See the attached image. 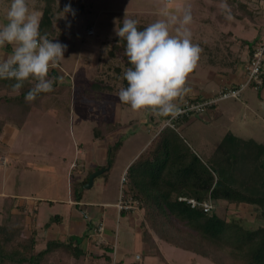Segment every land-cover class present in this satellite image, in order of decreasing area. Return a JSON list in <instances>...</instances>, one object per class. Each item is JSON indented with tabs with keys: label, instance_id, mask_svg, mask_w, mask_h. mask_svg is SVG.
Instances as JSON below:
<instances>
[{
	"label": "crops",
	"instance_id": "crops-1",
	"mask_svg": "<svg viewBox=\"0 0 264 264\" xmlns=\"http://www.w3.org/2000/svg\"><path fill=\"white\" fill-rule=\"evenodd\" d=\"M175 1L173 10L176 7H190L193 17L188 26L191 39L202 49L198 66L188 78L187 86L191 92L184 99L208 98L226 86L242 83L250 59L249 47L264 28V0ZM222 3H226V9L220 7ZM140 16L146 17L139 15L138 18ZM5 17L6 14H0V18ZM100 40L87 42L86 45L96 58L94 62L78 63V70L74 74L67 70L66 73L62 66L55 68L59 85L70 88L68 109L64 107V95L60 98L57 95L56 100L61 99L60 103L54 100L57 105L35 106L26 114L20 126H3L0 136V225L5 221L20 219L22 236L29 238L34 234L37 250L51 241L64 242L83 236L79 247L85 264H155L160 259L142 240L139 228L142 210L136 206L130 212H118L116 204L122 173L150 144L163 117L145 113L131 118L130 105L121 103L118 93L121 88L127 87L124 73L132 66L119 58L120 50L115 52V47L121 42L119 37L114 35L111 41L106 38L104 43ZM10 52L11 46L0 49V55ZM67 76L80 79L78 84L83 78V82L89 81L91 94L88 98L103 102V105H90L85 110H77L81 106L77 107L76 101L86 105L84 102L87 98L81 97L75 101ZM252 90L260 98V111L256 108L255 94L245 96L243 91L241 97L232 103L221 102L202 116L179 121L178 131L175 132L201 161H206L210 156L211 141L218 139L219 143L226 134L260 143L264 140L261 138L264 131V87L260 91ZM3 93L0 92V95ZM49 100V97L45 98L47 103ZM60 107L64 109L60 110ZM248 111L256 117L255 122L259 119L258 125L250 124L241 117V112ZM60 113L62 117H58ZM92 114L104 119L92 126L90 131L86 120L75 121L76 117H91ZM47 118L52 121L47 122ZM51 123L54 127L46 128ZM58 123L66 125L67 131H61ZM103 125L113 126L104 137L94 138V129ZM90 134L89 138L87 135ZM40 135L46 139L44 145L38 143ZM119 135H123V138ZM63 136L72 137V154L69 146L61 145ZM117 142L120 145L108 165V147ZM25 164L28 165L24 167L25 170L34 169L29 171L31 177L18 185L15 183L20 169L18 165ZM73 164L76 166L73 167ZM99 170L104 171L93 179L89 188H85L89 176ZM41 182L42 188L39 186ZM26 186L33 190H23ZM76 194L79 200L74 197ZM99 224L104 226V232L101 236H92L93 229ZM121 235L122 245L131 239L133 248L139 249L141 254L128 257V248L120 243ZM152 241L160 252L156 238L152 237ZM105 247L110 251H105ZM96 255L99 258H95ZM191 256L192 261H196V255ZM81 257L78 259L81 260Z\"/></svg>",
	"mask_w": 264,
	"mask_h": 264
},
{
	"label": "trees",
	"instance_id": "trees-1",
	"mask_svg": "<svg viewBox=\"0 0 264 264\" xmlns=\"http://www.w3.org/2000/svg\"><path fill=\"white\" fill-rule=\"evenodd\" d=\"M44 1L50 4L55 0ZM136 18L139 30L148 26L146 17ZM52 22L50 7L46 6L41 12L40 32L41 35L47 34L48 39L54 33ZM117 26H122V22ZM258 38L249 47L250 57ZM120 41L115 52L120 50L119 58L130 64L125 55L126 41ZM48 77L55 78L54 90L40 93L32 102H27L25 95L35 81L25 82L19 92H16L12 89L14 80L0 79V91H4L0 95V136L4 125L20 126L32 108L51 103L57 105L54 101L57 95L58 98L64 95V107L68 109L70 88L59 85L55 68L49 71ZM46 97L50 99L48 103L45 101ZM60 100L56 101L60 103ZM3 106L7 107V111L1 108ZM64 107H60V110ZM58 117H62V113ZM112 126L103 125L94 129V138L104 137ZM119 145L117 142L108 147V165L111 164ZM125 189L126 194L137 203V208L142 210L143 220L161 242L207 259L212 264L215 262L211 255L219 253L222 243H247L250 249L233 258L232 263L264 264V143L226 134L208 159L201 161L175 131L164 128L154 135L150 144L127 168ZM74 197L76 200L80 198L77 194ZM178 198L199 202L210 200L214 204L224 201L227 204L253 205L258 209L260 225L246 229L234 221L218 217L213 212L214 204L213 209L205 213L198 208H191ZM177 224L189 229L184 232L185 239L194 244V247L184 248L178 241L179 235L174 234L178 229ZM83 238L73 237L64 242L51 241L37 250L34 234L29 238L22 237L20 219L5 221L0 225V264H62L64 259H78L83 254L79 247ZM142 240L148 246H154L149 231L143 232ZM197 241L204 245L199 246ZM104 250L110 251V248L105 247ZM155 250L156 255L162 258L157 246Z\"/></svg>",
	"mask_w": 264,
	"mask_h": 264
},
{
	"label": "clouds",
	"instance_id": "clouds-1",
	"mask_svg": "<svg viewBox=\"0 0 264 264\" xmlns=\"http://www.w3.org/2000/svg\"><path fill=\"white\" fill-rule=\"evenodd\" d=\"M220 7L226 9L227 5ZM63 12L75 15L71 4L65 5ZM159 15L161 19L143 30L138 29L137 20L126 16L122 26L114 29L115 35L126 41L125 55L132 65L124 73L127 87L121 88L118 99L134 112L174 119L191 92L188 78L198 66L202 49L191 39L190 7L173 10L165 4ZM40 21L41 14L30 11L27 0H11L6 23L0 25V49L11 46L10 54L0 55V79L14 80L12 89L16 92L25 82L35 81L25 95L27 102L54 90L55 78H49L48 73L64 58L67 48L49 40L47 34L41 35Z\"/></svg>",
	"mask_w": 264,
	"mask_h": 264
},
{
	"label": "rangeland",
	"instance_id": "rangeland-1",
	"mask_svg": "<svg viewBox=\"0 0 264 264\" xmlns=\"http://www.w3.org/2000/svg\"><path fill=\"white\" fill-rule=\"evenodd\" d=\"M10 2L11 0H0V14L1 15L3 13L6 14L8 10V5H10ZM174 3H176L175 0H172L171 2H168V3L164 2V0H55L54 2L47 4L44 0H27V4L29 6L30 11H36L41 14L42 10L46 6L50 7V11L52 13V21H53L52 29H54V33L53 35H51V38L49 40L54 41V42L58 41L67 46L66 51L64 52V58L60 59L57 66L58 67L62 66L63 68H65V70L64 69L63 70L65 72L67 70L70 74L72 73L74 74V72L78 70V63L85 64L86 62V64H88L90 60L93 62H94V59L96 60L93 53L89 50L90 48L86 47V45H88V43L91 41L100 40V39H102L100 41L104 43L105 41L104 39L106 38L108 39V41H111L113 36L115 35L114 29L117 27L119 22L123 21L125 16L129 19H135V20H137L136 17L139 15L146 16L147 21H148L147 25H149L150 23L155 22L157 19L162 18L159 15V11L161 7L167 4L169 8L173 9ZM67 4H71V8L75 11V15H73L71 12L69 13L63 12L64 7ZM5 23H6V17L0 18V25H3ZM90 28L93 29L94 36L86 35L87 31ZM103 48L104 47L102 45V49ZM89 57H93V58L90 59ZM83 79H82V82H83ZM68 80H69V84L72 87V92L75 95L74 96L75 101L77 99H80L81 97L87 98L86 101L84 102L86 105L81 104L83 102L79 103L76 101L77 107L78 105L81 106V107H78L77 110H83V109L85 110L87 106H90V105L92 107L103 105V102L98 103L88 98V96H90L91 94L89 81H86L83 83L81 82V84H78L77 82H80L81 80L73 76L72 78L68 77ZM74 80L76 81V83ZM116 88L119 89L120 86H116ZM243 91L244 93L243 92L242 93L245 96L248 94L251 96L252 94H255V99L257 101L256 108L260 111L262 108V105L260 103L259 96L256 93H254L252 88L250 87L244 89ZM234 100H237V99H229V100H225L222 102L232 103ZM1 108L7 111L6 106H3ZM129 109L131 110V108ZM240 109H242L241 106H240ZM131 112H132L131 118L142 116V114H145V113L151 115V113H148L145 111L134 112L131 110ZM240 115L242 118H245L246 121H248V123L251 124V122H253V123H256V125H258L259 119L257 122H255L256 117H254V115H252L249 111L246 113L241 112ZM103 119L104 118L98 119L97 117H95V114H92L91 117L89 116H86L85 118L76 117L75 121L86 120L87 121L86 125L88 126V130L90 131V128L92 126L97 125ZM32 120L33 119L31 118L30 123ZM46 120L47 122L48 120L52 121L51 118H47ZM137 123L138 122H136L133 126H135ZM161 123H162V120L159 124V127L161 126ZM50 127H54L52 123L47 125L46 128H50ZM57 127L61 129V131H64V132L67 131L66 125L58 123ZM62 135L59 136L60 139ZM87 136H89L90 138L91 134ZM119 136L120 138H123V135H119ZM219 138H220V135H219ZM261 138H264V131L263 133H261ZM45 141L46 139L42 135H40L38 143L44 145ZM260 143H264V140L260 141ZM218 144H219L218 139H215V141L214 140L211 141V147H210L211 149L209 150V153L210 151L213 152V150L215 149V146H217ZM61 145L63 147L69 146L71 154L73 153L74 143H73V139L71 136H69V138L66 136L65 137L63 136ZM209 145H210V141H209ZM83 146L86 147V145H83ZM27 148L31 149L29 147ZM32 151L35 152V150H32ZM57 162L58 160L56 161V163ZM25 166H28V165L27 164L18 165L20 169H19L18 176H16V179H15V183H18V185L20 183H23L25 179L30 178L31 173L29 171L32 172V170L34 169L33 168L30 170H25L24 169ZM0 176H1V169H0ZM39 186H41L42 188V182L40 183ZM24 189L28 191L33 190V188H31L30 186L23 187V190ZM214 206L215 208L213 212L218 217L229 220V221H234L238 223L240 226L245 227L246 229H251V228L253 229L260 225V222L258 219L259 212L256 206L245 204V203L227 204L224 201H218L217 203L214 204ZM177 226H178V229H176V233L174 234L180 236V237L178 236V241L183 244L184 248L186 246H188L189 248L194 247V244H191L190 242L188 243V240L185 239L184 232H187L189 229L182 224H177ZM139 228L141 231V236L144 231H147V232L149 231L150 236L155 237L157 242L160 244V252H161L160 254L163 260H161L162 258L156 255L160 259L161 262L158 261L155 264H166L164 258L166 259V262L168 264H212L207 259H203L201 257L199 258L198 256H196L197 257L196 261H192L191 253L183 251L179 248H176L164 242H161V239L156 235L155 232H153V230H151V228L148 227L146 222L143 220L142 212H141V220L139 222ZM121 239H122V235L120 237V243H121V246H125V248H128L127 250L128 257L131 258L136 253L141 254L139 249L133 248L134 247L133 241L131 239L127 240L126 244L124 245H122L123 242ZM197 244L199 246L204 245L200 241H197ZM153 245L154 246L152 245L149 246V249L151 252H154L156 254V250H155L156 245L154 243ZM221 245L222 246H221V250L219 251V253L211 255V259L213 260V262H215L213 264H233L232 262L237 256L241 255V253L246 252L247 250L250 249L247 243L234 242V241L225 242V243H222ZM95 258H99V256L96 255ZM80 259L81 260L73 259V258L64 259L62 261V264H85L84 262H82V257ZM155 261H157V259Z\"/></svg>",
	"mask_w": 264,
	"mask_h": 264
},
{
	"label": "built area",
	"instance_id": "built-area-1",
	"mask_svg": "<svg viewBox=\"0 0 264 264\" xmlns=\"http://www.w3.org/2000/svg\"><path fill=\"white\" fill-rule=\"evenodd\" d=\"M172 0H164L168 3ZM86 35H94L93 29L90 28ZM245 76L242 83L239 85L229 87L226 86L219 90L213 96L203 99H184L185 102L181 104L182 112L174 119L172 117H163L161 126L158 131L164 128H170L174 131H178V122L184 119L202 116L207 110L215 107L222 101L229 99H238L244 89L250 87L256 91L261 90L264 87V28L260 34L258 41L253 47L251 57L245 67ZM170 121V123H165ZM73 167L76 164L72 165ZM126 171L122 173L120 181V193L116 204L118 212H130L135 210L137 203L126 194ZM179 201H185L191 208H198L201 211L208 213L213 209V203L210 200L199 202L194 199L178 198ZM104 232V226L99 224L93 229L92 236H101ZM115 248V247H114ZM137 258V257H136Z\"/></svg>",
	"mask_w": 264,
	"mask_h": 264
},
{
	"label": "water",
	"instance_id": "water-1",
	"mask_svg": "<svg viewBox=\"0 0 264 264\" xmlns=\"http://www.w3.org/2000/svg\"><path fill=\"white\" fill-rule=\"evenodd\" d=\"M104 170L96 171L95 173L91 174L88 179V183L84 186L85 188H89L92 185V181L95 177L100 175Z\"/></svg>",
	"mask_w": 264,
	"mask_h": 264
}]
</instances>
